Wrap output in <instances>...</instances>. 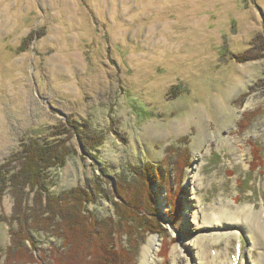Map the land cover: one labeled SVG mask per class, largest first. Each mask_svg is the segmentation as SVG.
<instances>
[{
	"label": "rangeland",
	"instance_id": "1",
	"mask_svg": "<svg viewBox=\"0 0 264 264\" xmlns=\"http://www.w3.org/2000/svg\"><path fill=\"white\" fill-rule=\"evenodd\" d=\"M59 138L69 153L45 188L77 207L74 189L89 192L77 234L56 216L19 231L16 250L7 186L0 264H116L111 245L139 264L150 235L156 264H173L175 247L177 264H264V239L227 220L249 207L264 222V0H0V164L13 172L27 140ZM137 199L149 230L128 214ZM203 215L220 227L198 230Z\"/></svg>",
	"mask_w": 264,
	"mask_h": 264
},
{
	"label": "trees",
	"instance_id": "2",
	"mask_svg": "<svg viewBox=\"0 0 264 264\" xmlns=\"http://www.w3.org/2000/svg\"><path fill=\"white\" fill-rule=\"evenodd\" d=\"M65 139L66 138H59L52 143H48L46 140H27V142L22 144L20 152L18 151L12 156V159L16 161V168L14 167L15 169L13 172H9L6 163L0 164V195L7 186L14 190L13 193L16 200L14 209L17 215L16 218H13V220L17 222L18 227L20 226V229L11 230V234L12 238H14V241L18 242V244H16V250L18 251L23 248L26 243V239L22 240L21 238H16L20 237L19 231L22 230L27 234L33 229H49L50 227L57 224V221H55L56 216H58V219L60 220L58 221V225L54 226L55 228H61L64 226L66 229H68V231H70L71 236H76L77 234V232L74 231V223L75 221L79 220V215H81V203L90 200L89 192L79 188L74 189L76 193L75 196H79L81 199H83L81 200L80 205L77 207L78 202L76 199H74L73 205H67L63 202L66 197H68L67 192L61 191L57 194L49 193L45 188V181L48 178L47 171L55 165L62 166L65 161V156L69 153L67 144L68 140ZM255 149L259 152L258 146H256ZM258 154L254 153L252 155L253 158H256L259 161ZM32 191L36 192V202L32 206H29L27 202L23 201ZM73 194L74 192H72L70 196ZM144 203L145 202L143 201L140 203V201L137 199V204L133 206L134 209L130 208L131 211L128 209V214L133 216L136 226H140V228L143 230H149L153 226H151L152 222L143 217H140V220H137L135 214L143 211L142 204ZM131 206L132 204L129 203V207ZM97 223L99 224V221ZM119 225L121 226V224L116 225L117 228L114 231L115 235L117 234L116 232L118 231ZM110 226H112V224ZM63 231L66 232L65 230ZM63 231H57V233L62 239L65 240L68 238V236ZM102 251L105 256L107 255L108 261H110V263H112L111 261H114L116 264L119 262H122V264H128L131 261L127 260L131 258V255L125 254V257L118 262L115 258L116 254L113 253L115 251H113L112 245L110 249L104 246ZM88 256L91 255L85 254L84 258L86 259ZM93 257L94 255H92L90 259ZM89 262L90 264H92V262H94L93 264H104L100 254L97 255L96 260H89Z\"/></svg>",
	"mask_w": 264,
	"mask_h": 264
},
{
	"label": "bare ground",
	"instance_id": "3",
	"mask_svg": "<svg viewBox=\"0 0 264 264\" xmlns=\"http://www.w3.org/2000/svg\"><path fill=\"white\" fill-rule=\"evenodd\" d=\"M194 193H196L195 188H193V194ZM195 202L196 201L194 199L193 202H192V204L194 206H195ZM226 209H227V207L225 208V210H223V212H226ZM223 212H222V214H223ZM232 212H233V214L235 216H237V219L236 218L234 219L233 217H229L228 216L227 220L229 219V221H230L228 223H231L232 224V225H230V227H232V226H234V227L235 226H243V227L245 226V227H248L250 225L252 227L253 231L258 235L259 239H262V240L264 239V222L261 219V213H262V211L259 212V214H258V212H257V214L256 213L255 214H252L253 212L251 211V209L249 207H247V208L245 207V208L240 209V210H237V209L236 210H232ZM232 212H231V214H232ZM223 215L225 216V214H223ZM216 217H217V214H216ZM220 218H221L220 222L223 221L222 220L223 217H220ZM200 219L202 221V224H200L198 226V230L199 229H204V228H206L208 226H212L210 228H214V229L220 227L219 224H217V223H215L213 221H210L209 218L206 217V215H203L202 218H200ZM213 220H214V218H213ZM226 226H228V225H226ZM185 230L187 231V228H184L183 229V231H185ZM204 240H205V236H202V237H198L197 240H196V242H195V245H196L195 246V249H197V255L199 254L198 256H200V251H201V248H202V242H204ZM159 247H160V239L156 235H150L147 238L146 243L142 247V250H141V259L139 261L140 262L139 264H156L155 262L157 260ZM177 249H178V247H175L172 250V253H171V255H173V258H172L173 259V262H174L173 264H177L179 262H182L186 258V255L185 254H182V251L176 252ZM197 259H198V257H197Z\"/></svg>",
	"mask_w": 264,
	"mask_h": 264
}]
</instances>
